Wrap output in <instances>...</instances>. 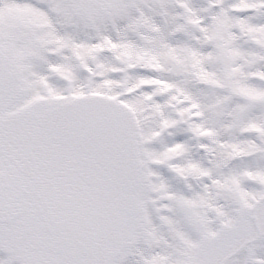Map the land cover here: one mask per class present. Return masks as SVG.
Returning <instances> with one entry per match:
<instances>
[{
	"label": "snow or ice",
	"instance_id": "6c2138e0",
	"mask_svg": "<svg viewBox=\"0 0 264 264\" xmlns=\"http://www.w3.org/2000/svg\"><path fill=\"white\" fill-rule=\"evenodd\" d=\"M0 264H264V0H0Z\"/></svg>",
	"mask_w": 264,
	"mask_h": 264
}]
</instances>
